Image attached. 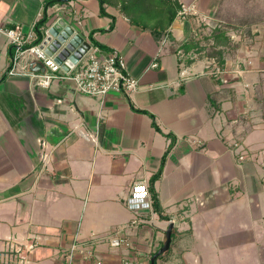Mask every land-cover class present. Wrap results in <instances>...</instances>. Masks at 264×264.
I'll return each mask as SVG.
<instances>
[{"label":"crops","instance_id":"1","mask_svg":"<svg viewBox=\"0 0 264 264\" xmlns=\"http://www.w3.org/2000/svg\"><path fill=\"white\" fill-rule=\"evenodd\" d=\"M100 1L0 0V255L9 240L36 242L21 264H64L60 251L77 240L105 264L126 255L151 264L172 222L156 264H232L247 246L251 264H264V0H180L194 13L174 16L160 39L120 0H102L106 14ZM55 16L122 55L136 90L86 95L67 79L40 87L20 69L42 72L33 58L9 74L4 30L19 25L37 41L36 23ZM217 27L221 73L208 55ZM160 167L153 185L166 218L147 214L127 232L130 184ZM118 228L132 249L96 240ZM11 256L0 264H20Z\"/></svg>","mask_w":264,"mask_h":264},{"label":"built area","instance_id":"2","mask_svg":"<svg viewBox=\"0 0 264 264\" xmlns=\"http://www.w3.org/2000/svg\"><path fill=\"white\" fill-rule=\"evenodd\" d=\"M194 11V6L188 5L182 7L178 15L182 16L194 13ZM4 32L9 45L15 51L11 67L8 70L9 74H14L17 71L20 59L33 58L44 65L42 72L26 71L23 64L20 69L24 74L34 79L35 84L40 87H49L54 79H67L73 82L74 88L79 93L99 96L105 95L109 91L122 92L128 95L137 88L138 81L126 71L123 56L114 51H103L98 46L91 45L72 66L68 69H62L60 64L56 63L52 56L45 52L46 36H41L37 41H33L35 39L34 34L31 32L25 34L19 25L7 28ZM211 65V71L222 72V66L214 62ZM236 145L237 143L233 142V146ZM238 159H243V156H238ZM125 204L132 213V218L127 224L128 227L148 222L147 214L151 215L153 211L146 181L138 179L130 184ZM122 229L124 228L114 229L96 240L103 241L110 247H123L130 250L132 249V243L127 235L121 233ZM35 244L36 242H31L23 248V245L9 240L4 254L0 255V262H5L3 256L5 257L6 252L19 261H26L28 253L32 251ZM2 253L3 251H0V254ZM59 256L64 264H77L78 261L82 264H105L101 258L96 256L91 246H86V241H73L67 248L60 251ZM114 264L141 263L126 255Z\"/></svg>","mask_w":264,"mask_h":264},{"label":"trees","instance_id":"3","mask_svg":"<svg viewBox=\"0 0 264 264\" xmlns=\"http://www.w3.org/2000/svg\"><path fill=\"white\" fill-rule=\"evenodd\" d=\"M100 13L101 14H106L104 7H103V1H100ZM119 7L131 14L133 17V21L139 25H151L152 31L155 36L159 35V39L164 37L167 34V26L171 23L173 20L174 16L178 15V12L182 8V3L180 0H120L119 2ZM44 19L38 21L36 23V30L38 37L40 36V27L43 25ZM219 27L213 31L211 34L212 37V43L209 46V49L211 50V53L208 54L210 57H213L215 61L219 65H222V53L217 51L218 49L217 44H216V37L215 35L217 34V30ZM210 37V38H211ZM192 42V40H191ZM206 47V46H205ZM207 48V47H206ZM206 48L204 49L206 51ZM215 49V50H214ZM214 50V51H213ZM171 143L168 144L163 156L161 163L163 162L166 153L168 152L169 148L171 147ZM160 169L153 174L149 180V183L147 182L148 185V191L151 199V205H152V211L153 213H157L159 217L161 218H166L162 213H161V208L159 205V201L156 195V192L154 190V180L157 178V176L160 173ZM172 236V233H171ZM171 242V240H170ZM170 250V246L168 250L165 252L167 254ZM156 253V252H155ZM165 254H159L157 255L156 258H160ZM156 264V263H155Z\"/></svg>","mask_w":264,"mask_h":264},{"label":"water","instance_id":"4","mask_svg":"<svg viewBox=\"0 0 264 264\" xmlns=\"http://www.w3.org/2000/svg\"><path fill=\"white\" fill-rule=\"evenodd\" d=\"M44 23L45 28L39 37L46 36L47 38L45 52L52 56L53 60L60 64L63 69H68V67L72 66L89 49L90 44L88 41L84 39L83 35L75 31L73 25L66 23L64 18L57 16L50 20L45 18ZM172 227L173 223L170 222L166 228L162 245L151 257V264H155L154 259L157 255L163 254L168 250Z\"/></svg>","mask_w":264,"mask_h":264},{"label":"rangeland","instance_id":"5","mask_svg":"<svg viewBox=\"0 0 264 264\" xmlns=\"http://www.w3.org/2000/svg\"><path fill=\"white\" fill-rule=\"evenodd\" d=\"M127 226V225H126ZM128 227V226H127ZM126 227V229H127V232H129L130 230L128 229ZM215 228H218V227H215ZM215 228H213L212 230H215ZM203 229V231L206 233V235H207V229H204V228H202ZM5 242H7V241H5ZM6 246L5 247H7V244H5ZM3 250V249H2ZM2 250H0V251H2ZM234 253L235 254H233V253H230V255L231 256H235L236 257V261H233V260H229V263H232V261H233V263L235 264V263H239V264H251L252 262H253V259L251 258V256H252V253H253V248H251V247H249V246H247L246 248H245V250H243V251H234ZM23 262V261H22ZM232 263V264H233ZM20 264H21V261H20Z\"/></svg>","mask_w":264,"mask_h":264}]
</instances>
